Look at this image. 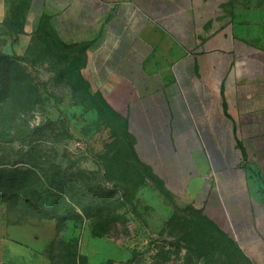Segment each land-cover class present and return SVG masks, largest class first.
<instances>
[{
	"label": "rangeland",
	"instance_id": "374dc122",
	"mask_svg": "<svg viewBox=\"0 0 264 264\" xmlns=\"http://www.w3.org/2000/svg\"><path fill=\"white\" fill-rule=\"evenodd\" d=\"M24 4L17 0L0 22V70L10 56L17 78L11 91L0 79V163L28 168L26 184L39 190L31 199L48 207L64 202L68 219L60 225L2 181L0 264H51L56 240L69 242L87 264H264V234L243 251L221 217L160 196L134 154L124 110L84 73V45L64 42L46 15L28 14ZM233 7L238 36L251 38L253 15L264 48V0H236Z\"/></svg>",
	"mask_w": 264,
	"mask_h": 264
},
{
	"label": "crops",
	"instance_id": "0c3cea01",
	"mask_svg": "<svg viewBox=\"0 0 264 264\" xmlns=\"http://www.w3.org/2000/svg\"><path fill=\"white\" fill-rule=\"evenodd\" d=\"M235 1L24 0V11L87 45L83 71L124 110L160 196L221 217L247 251L264 234V48L253 15L251 38L238 36ZM16 2L0 0V22Z\"/></svg>",
	"mask_w": 264,
	"mask_h": 264
},
{
	"label": "trees",
	"instance_id": "16d2710c",
	"mask_svg": "<svg viewBox=\"0 0 264 264\" xmlns=\"http://www.w3.org/2000/svg\"><path fill=\"white\" fill-rule=\"evenodd\" d=\"M85 49H87V45L83 44ZM10 56L7 57L8 60H4L3 62L6 65V68L3 70H0V79L4 78V86L8 88L9 91L13 87V84L17 80V78L14 76L12 73V64L10 62ZM28 78V76H27ZM9 91L5 90L4 93H8ZM8 163L3 162L0 163V184L2 181L6 180L9 183V188L11 189V195H15L16 197H20L25 199L26 201H29L32 203L35 207L40 209L42 212L47 213L48 215H51L52 217L56 218L57 221L59 222L60 225H64V222L66 219H68L67 215H64L66 213V204L64 202H58L56 205H52L50 207L45 206L43 204H40L39 201H41V198H34L31 199V197L35 195H39V190L36 188L28 187L26 184L27 178L30 177L28 173V168H15L12 170L11 167L7 168ZM16 176L20 177V180L17 179ZM55 179V178H54ZM60 184H56L55 182L52 183V188L56 191V194L61 193V187L59 186ZM0 195H3L2 192H0ZM80 207L82 206L81 203L79 202L77 206ZM90 205V204H88ZM82 214L85 216H90L88 208H83L82 209ZM54 247L58 245L59 247V253L54 256L52 254V260L51 264H87L86 263V258L79 256L78 252L76 249L71 247V244L69 242L65 241H54L53 242ZM57 249V248H56ZM132 262V259L122 262L120 264H130Z\"/></svg>",
	"mask_w": 264,
	"mask_h": 264
}]
</instances>
